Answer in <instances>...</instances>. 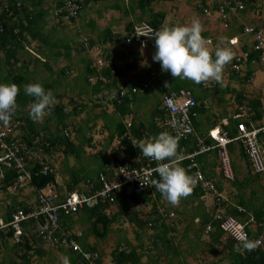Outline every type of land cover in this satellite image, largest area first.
Segmentation results:
<instances>
[{"label": "trees", "instance_id": "trees-1", "mask_svg": "<svg viewBox=\"0 0 264 264\" xmlns=\"http://www.w3.org/2000/svg\"><path fill=\"white\" fill-rule=\"evenodd\" d=\"M101 0H82L83 8H81L74 17H71L69 21H66L61 18L55 19L52 18L54 16L53 11H49L44 8L45 0H6L8 5L11 8V11L13 12V15L9 17V15L6 13L0 12V64L1 69L0 70V84H11L15 83L19 86L20 91L17 95L16 101H17V107L15 111V115L13 117H16L15 121H19L20 127L18 129H21L20 138L22 139L23 143L27 146V152L28 153H39L40 156L43 154H48L50 152H55V150L59 148H64V152L66 156L72 155L80 149L82 151V147H79L78 144H74L72 139V132L69 133V135H65L63 132L64 130H67L68 128V120L71 118V113L67 112L66 106L63 103H58L51 106L49 109H46L48 112L47 116L44 118L42 123L39 125L38 122H34L29 117V112H26L24 109L25 107H29L31 103L34 102V98L31 96H28L24 92V86L26 84H32V83H38L35 81V70H30L29 63H35L37 64H43L45 68L52 72L51 65L48 60H51L52 58L58 57L60 54L65 53L67 56L69 55L70 48L72 46L64 40V38L53 36V31L55 28L52 29V31L49 33V35L45 34L47 26L51 19H55L60 23V26L64 29L67 27V22H74L79 16H81L82 11H84L85 7L88 6L90 3H98ZM159 0H139V8L142 12V19L144 15L147 13V11L151 12L150 18L145 19L146 23H148L150 26H152L155 30H158L163 21H165L166 13L165 12H153V9L151 8L152 4ZM228 1V0H223ZM244 4L243 9L239 10L237 15L239 13L246 12L248 10V7H253L251 2H256V0H239ZM59 3L56 5V11L59 8L63 7V0H59ZM254 2V3H255ZM19 4L20 6H17ZM258 5V3H256ZM196 10L208 18H213L215 13L212 14V16H208L204 9L207 7H212L213 12H215L216 8L219 6L218 0L214 3H207L206 0H199V2H195ZM256 7L254 10V13L256 15H261V9L260 7ZM253 7V8H254ZM81 13V14H80ZM236 15V16H237ZM217 18L218 16L215 15ZM235 16V17H236ZM24 18L23 20H21ZM140 20V19H138ZM219 20V18H218ZM88 26H90V30L95 31L97 28V25L93 19L88 20ZM87 21V22H88ZM220 21V20H219ZM85 23V25L87 24ZM140 21H138L139 23ZM221 22V21H220ZM222 24V23H221ZM231 20L229 22L230 28ZM134 24L127 25V31H130V28ZM223 26V24H222ZM86 27V26H83ZM245 27L238 29V34H243L246 37H251L250 44L252 47H255V41L253 38V35L248 34L245 32ZM227 28V29H228ZM16 29H18V32H16ZM88 29V28H87ZM127 32V33H128ZM100 36L102 37V45L112 42L115 39V42H119L123 40L122 35L120 34H114L110 29H106L103 32H100ZM30 39L33 41H36V46L32 47V51L35 54H32L28 51V48L31 44ZM247 39V38H246ZM95 42L90 39H84L82 42V47H89L93 48ZM78 46H80V43L78 42ZM63 48L64 50H61ZM248 48V47H246ZM43 49V50H42ZM249 49H252L249 47ZM48 50V51H45ZM102 50V49H101ZM58 51V52H56ZM251 51V50H250ZM134 51H130V54H132ZM42 53V54H41ZM80 53H86L85 50H81ZM22 54V56H21ZM3 55V56H2ZM41 56L45 58V61H41ZM66 56V57H67ZM241 56L242 61L237 62L236 57ZM234 57V60L229 62V68L231 71H234L235 74L239 72H242L244 68H247L246 72V80L251 81V76H253V69L252 64L255 61L259 60L260 54H257L254 51H251L247 57L242 55H237ZM26 57V58H24ZM69 57V56H68ZM83 59H88L89 61L86 62L87 64L84 66V75L83 79L87 86H92V94L98 95L105 91H111L114 89H117V83L121 78H123L130 70H133L137 67V62L140 61L141 56L138 54L135 55L133 62H128L125 64H119L118 61L123 62L124 60H127L129 57L122 55L120 57H113L112 54H110L109 50L106 49V51L103 50V60L105 61V65L102 66V69L98 71V69L95 68L93 65V61L89 59L88 55L82 56ZM236 62V64L240 65L239 71H236L233 69V64ZM21 64V65H20ZM70 68V66H68ZM69 69L65 70L62 69L59 71V76L57 78V82L60 83L61 78H65L67 72ZM114 72V74L112 73ZM92 77H96V82L91 85L89 82V79ZM56 80L52 81L51 83H39L43 86L45 91L52 90L54 88ZM146 84V83H143ZM136 86L138 87L137 92H133L132 88H135V86L130 85V83H127L123 85L125 90L127 91L126 95L121 98L120 102H111L109 100H103V99H97V103L94 105L95 107L101 108L102 112L101 114L104 115L106 113L107 106L112 105L114 107L115 112L119 115V119L116 122V135L120 139L121 142V149L125 154V162L128 163L130 167H138L141 165L147 158L141 156V150L138 147H135L129 139V135L135 137L137 140L143 139L148 140L155 136H157L161 132H165L163 128L159 127L157 125V122L155 121V117H160L161 114H163L161 111H159V106L156 108V113L153 114V120L148 123H142L139 121H133L131 124V127L129 130L126 128L125 124L122 121V118H125L126 116L133 113L132 110V103L136 101L137 95L140 93V88L145 89V85L143 86ZM181 87H184V84H180L179 82H176L171 86L172 90H179ZM148 88V84L146 89ZM54 97L56 98V94L52 92ZM195 94V93H194ZM195 102L197 100H201L202 98L194 96ZM56 100V99H55ZM85 108V107H84ZM83 106L79 104H75L74 108V114H78L81 111L84 110ZM249 111H254L256 113L255 119L260 120L263 117V107L261 101L256 98L252 99L251 103L249 104ZM207 111V105L200 104L199 106H196L193 110V112L203 114ZM136 114V113H135ZM14 121V120H13ZM194 123L196 125V129H199L200 125L199 123H196L194 120ZM213 124V123H212ZM215 125V124H214ZM227 129L230 131V137L234 138L237 135L236 131V122L233 121V119L230 120L229 126ZM62 130V132H61ZM197 132V131H196ZM200 136V135H199ZM201 137V136H200ZM90 141L92 142V137H89ZM114 139V136H111V141ZM147 142V141H146ZM178 147H177V153L181 152L182 148H185L186 152H194V150L198 149L197 141L195 136L188 137L185 141H179ZM206 144L212 145L213 142L211 139L206 140ZM232 145V144H231ZM79 147V148H78ZM104 153V152H103ZM245 158L247 157L246 152ZM105 154V153H104ZM1 155V151H0ZM80 157L81 153L78 154ZM43 157H45L43 155ZM118 159V158H117ZM248 160V157H247ZM97 163L101 165L100 169L93 173L90 172L88 176L83 175V172L80 173V171L76 167H69V165L66 166L67 172L63 174L59 173L64 179H65V185L67 186V193H70L72 191H79V192H85L87 195L95 194V192H98L100 189H102V179L101 175L106 176V170L105 169V163L107 162L106 157L104 155L97 156L96 159ZM167 161V160H166ZM27 166L26 168L31 171L32 173V182L29 187H31L33 190L32 192L35 193V190L39 188H43L47 184H54L57 186L56 183V174L52 170V172H49L47 175H43V166L38 164V157H34L32 160H28L26 158ZM124 162V161H122ZM124 162V163H125ZM249 162V160L247 161ZM6 164H2L1 167V173H4L3 178L0 177V184L2 185V188L6 190L10 184L13 183L15 180V177L17 176V172L9 168L8 166H5ZM66 165V164H65ZM104 172V173H102ZM108 173V172H107ZM208 177L211 176L209 172H204ZM110 179H112L110 177ZM84 182V188L81 190H76L80 187V185ZM58 187V186H57ZM62 191V190H61ZM200 191V190H199ZM198 196L203 195L198 192ZM158 194H160L158 191L154 189L143 192L139 195L134 194L131 196H127L125 194V189L122 188L118 191H114L112 193L114 203H116L117 212L109 215H106L104 212L106 209L110 207L112 203L109 202H101L98 201L96 205L93 207L85 206L82 208L79 212L71 214V215H64L61 213L59 215V224H60V231L58 232V235H65L68 238L74 239L77 244L79 245L80 249L84 252L89 251H97L95 246L90 245L88 243V237L93 236L96 239H105L108 233L111 230V227L113 224H116V222H124V218L128 219L131 223L135 224L138 228H143L148 225H150L151 229L154 231L153 240L151 243L150 250H157L159 249H166L167 246L171 244V241L166 237V234L169 230L174 231V228L171 227V225L166 222L167 214L165 212H161L159 207V201L157 202ZM156 196V198L154 197ZM135 202V203H148L151 202L153 204V207L151 208L150 213L146 216V218H143L142 215L138 214V212L134 211L132 214H128L126 211L125 204H128L127 202ZM23 208L27 210L26 204L20 203L17 206H13L11 210H8V212L4 215V221L9 222L12 214L16 209ZM254 216V219L256 223L262 224L264 223V207L254 208L251 210ZM227 214H231L234 217H243L244 213L240 212L239 210H234V212L227 211ZM243 214V215H242ZM123 216V218L120 219V217ZM80 219L82 222H88V229L86 232L77 233L74 229V220ZM212 224L213 230L209 233V239L211 241H215L216 243H220L223 237V232L219 229V225L217 222H214L212 220V216L205 213L203 216H201L200 220V231L199 232H205L206 227ZM28 225H35V222H30ZM249 233V232H248ZM5 232L0 231V237H5ZM8 237L11 236V233H7ZM250 240L254 241V239L257 238L255 234L249 233ZM22 243L20 241L19 244H17V247L20 248L24 253H30L31 251H34L37 255H42L44 250L41 248H36V245L41 242L42 240L38 238L37 235L32 234L30 236L23 235L22 237ZM43 242V241H42ZM127 247H130L129 251L126 249H122L121 243H118L117 247L112 252V259L114 264H142V258L144 257V253L141 252L140 248L138 247H131L129 246V243H126ZM162 247V248H161ZM171 247V246H170ZM224 247L227 249V262L229 264H264V247H256L252 251L246 250L242 245L238 246V243L231 238H227L224 241ZM144 249V248H143ZM174 249V248H173ZM172 249V250H173ZM63 255L68 259V264H89V262L84 259L83 255L79 251H74L72 248L64 247L60 249ZM175 254L177 252L174 250ZM46 254V252H45ZM166 256V254H163ZM173 259V258H172ZM171 259V260H172ZM26 262L29 263L30 261L26 258ZM102 260L101 257L98 256V259L96 260L97 264H101Z\"/></svg>", "mask_w": 264, "mask_h": 264}, {"label": "crops", "instance_id": "crops-1", "mask_svg": "<svg viewBox=\"0 0 264 264\" xmlns=\"http://www.w3.org/2000/svg\"><path fill=\"white\" fill-rule=\"evenodd\" d=\"M46 1L47 0H45L44 8L51 12V10L46 5ZM58 1L59 0H55V3L58 4L59 3ZM159 1H161V0H159ZM159 1H156V2H159ZM104 2H106V1L101 0L98 3L92 2L90 4L95 5V4H100V3L102 4ZM195 2H199V0H193V2H192L193 6H196ZM254 2H251L252 6L253 7L254 6L260 7V9H261L260 14L261 15H256L254 13V10L256 7H254V8L248 7V10L246 12L239 13L237 16L236 15L231 16V24H230V28H228V29H226L224 26H222L221 22L218 20V18L216 16H214L213 18H215L216 22L218 23L217 27L216 28H209V30H207L206 28L203 29L201 35L208 42L207 47L209 48L210 52L213 54V59H215L214 52H215V49L217 47L229 48L233 53V59L232 60H234V56L236 54H240V51H242L244 49H248L251 46V44H250L251 37H249V36L246 37L242 33L238 34L239 28H242L243 26H251V27L255 28L256 30H263L264 31V2L261 0H256V2L255 3ZM256 3H258V5ZM90 4H88V6ZM138 6H139V0L137 1L136 7L130 6V9L134 10V8L135 9L139 8ZM123 7H124V5L122 2H120V0L117 1V3L115 2L113 5H104L105 11L107 9L120 10ZM181 15H183V14H181ZM106 16L110 17V13L105 15V17ZM181 17H183V16H180L178 18H181ZM23 19L24 18H22L21 20H23ZM79 19H80V16L73 22L72 27L79 29V28H83V26H86V25H83L82 23L76 24V22ZM209 19L210 18L206 17L205 22L208 21ZM53 20H54L55 24L58 23L57 28H62L60 26V23L57 20H55V19H53ZM120 21H122V20H120ZM139 21H146V20L143 19V20H139ZM180 21L181 22L186 21V19H180ZM137 22H138L137 19L131 18L130 20L124 22V26L122 28H120L118 25L113 26L112 24L104 26L101 28V25H98L99 22H95L97 25V28L95 29V31H93L94 33H92V30H91L92 37H91V35L89 36V35H86V34L84 35V34L80 33L79 36L81 37V39H80V41H78L80 43V46H78V44L75 45L76 48H74L72 46V48H70V52L68 55L69 57L65 53H62L57 57V59L55 61H59L61 58H63L64 62L66 61V63H68V66H70V64H72L74 66L78 65V64L85 66L87 64L86 62H88L89 60L83 59L81 57V55L82 56L88 55V57H90L89 59H91L92 57L94 58V56L96 55V53H93L90 50L91 49V48H89L90 46L85 47V48L82 47L83 40L84 39H90V40H93L95 42L92 49L99 48V49H102L104 51H106V49H107V50H109L110 54H112L113 57L116 58V57H120L122 55H125V56H128L129 58H131L132 59L131 62H133L135 55L139 53V55L141 56L143 49L145 50L146 46L142 48V44L146 45L148 43H151V41L153 39L146 44L145 43L138 44V45L135 44L136 46H132V45L128 46L124 43H117L116 44L113 42L102 45V37L100 36V32L101 31L103 32L106 29H110L114 34H120L122 36H125L128 32L127 31V25L135 24ZM108 23H110V22H108ZM201 24L204 25L205 23H201ZM159 29H161V27ZM47 30H48V32H47ZM49 33H50V28H47L45 34L49 35ZM53 36H57V35L53 34ZM61 38H63V37L61 36ZM233 38H238L239 45H237V46L229 45V41ZM221 40H223L224 42L221 43ZM30 41H31V44L29 47H27L28 51L31 52L32 54H35L32 51V47L36 46V41H33L32 39H30ZM246 47H248V48H246ZM83 49L85 50L86 53H80L81 50H83ZM131 50L134 51L132 54H130ZM45 51H48V50H45ZM56 52H58V51H56ZM24 58H26V57H24ZM40 58H41V61L44 62L45 58L43 56H41ZM54 59L55 58H52L51 60H54ZM141 59L139 61L140 63L137 62V67L133 70H130L117 83L118 87L123 86L127 83H130V85L135 86V87L140 86L143 83L148 84L147 89L145 88V89L140 90V93L137 95L136 101L133 102L132 106H131L133 113L130 115L133 117V121H137L138 123H139V121L142 123H146V122L148 123L149 121L151 122V120H153L152 116H153V114L156 113V108H158L157 106H159V108H160L161 97H159V96L162 95L163 93H165L167 90H172L171 86L173 84H175L176 82H179L180 84H184V87H181L179 90H186V91L190 92L191 95L193 96V98H194V96L202 98L201 100H197L196 102H198L200 104H204L205 106L207 105V111L203 114L197 113V117L194 119L196 123H199V125H200L199 129H196V125L193 121V127L195 130V133H194V135H191V136H195L196 141H197V138L201 139L202 137L205 138L206 140H208L209 139L208 138V132L212 127H215V126H218L219 124H221L223 119L231 120L233 117V113L236 114V112H238L237 107L244 106V107L250 109L249 104L251 103L252 99H256L258 97V96H256V97L246 99L245 92L242 89L239 90V88L235 87L236 83H242V82H246V84L248 83V80H246L247 68H244L245 72H243V74L241 72H239V74L238 73L235 74L234 71L230 70L229 63H228L223 68L221 80L219 82H217L215 80H209V81L201 83V84H196V83L192 82L191 80H187V79H183V80L177 79V80H175V82H173L172 80H169L166 78L170 74V72H162L161 66H160V68H158L156 70L157 71V77L151 78L150 76H152V74H155L154 71L152 70V68L146 69V72L143 76H148L150 78L149 80H147L146 78L141 77L139 79V78H137L138 76L137 77L135 76L136 74H140L141 69L139 68V65L142 64V62H143V60H141ZM118 63L121 64L122 62L118 61ZM29 66H30V70H35V74L39 70L46 69L42 63L37 64V65H35V63H29ZM38 66L41 68L39 69ZM252 69H253V67H252ZM225 71H226L227 75H224ZM83 81H84V79H83ZM237 81H239V82H237ZM47 82H48V80L43 79V81H40L38 83H47ZM165 82H167V84H168L167 87H165ZM224 83H226V86H223ZM249 83L248 84L251 86L252 90L255 93L257 91V88H255L251 82H249ZM60 84L61 83H58L56 80L54 86L57 87ZM151 84L155 86L154 89L151 88V86H152ZM85 87H86V89L83 88L84 89L83 91L88 92V90H89V93H92V89H93L92 86H87L85 83ZM211 90H213V92ZM176 91H178V90H176ZM54 93L56 94V96L58 95L57 91H54ZM227 93H230V94L227 95ZM91 95H93V94H91ZM217 98H219L220 101H225L226 103H229V101L232 99L233 100L232 104H231L232 106L230 105L231 107H228L229 105L228 106L224 105L222 108L219 109V112L216 111L215 114L211 113L208 109V107L210 106L209 101L210 100L214 101V99H217ZM259 100L261 101V99H259ZM261 103H262V101H261ZM234 104H235V107H234ZM147 106L149 107L146 110L147 112H149L148 120L147 121L146 120H138L137 114H135L136 111L134 110V108L135 107L136 108H138V107L143 108V107H147ZM84 107L85 106H83V108ZM24 110L26 112H29V107L26 106ZM105 111H106V113L104 115L97 114L98 117L99 116L102 117L101 118L102 121L98 122L100 129L102 128L100 133L105 134V136L108 139V141L106 143L107 147L104 148L103 150H101L100 152H106L107 162L105 163V169H107L106 171L108 172V173L106 172V176L108 178L111 177V178L115 179V178H118V176H119V170L124 165H126L128 163L125 162L124 152L122 151V149L119 148L121 145V142H120V139L117 137L116 130H115L116 122L119 119V115L115 112L114 107H113V111L110 113H107V110H105ZM250 112L253 113V124H254V126L255 127L263 126L264 125V123H263L264 109H263V117L260 120L255 119L256 113L254 111L251 110ZM80 113H78V114H80ZM78 114H76L75 116H77ZM220 115H223V116H220ZM122 121L124 123L123 118H122ZM67 129L72 130V139L71 140L73 141V143L75 145L78 144L79 142H81L78 146L82 147V151H80V149H78V151L76 153L71 155V159H69L65 155L64 148H59V147L55 150V152L53 151V152H50L48 154H44L45 158L46 157L47 158H53V162H55L54 165L51 166V169L53 170V168H54L53 171L56 174V183L57 184H61L62 181L60 179H63V177L58 173V167L61 166L62 164L63 165L66 164V166L69 165L67 163V160H72V159L77 160L78 165H79L78 167H77V165L74 166L73 164H71L72 166L69 165V167H76L80 171V173L83 172V175H85V176H88V174L90 172H93V173L97 172L101 167L100 163L99 164L96 163L97 156L95 155V153H93V152L90 153L88 150V148H94L95 147L93 142H91L90 139H87V143H85L84 141L77 142V140H75L77 137V133L82 132V131H80L79 128L76 129V131H75V130H73V128H69V126ZM169 134L171 135V132ZM111 136H114V139L112 141L110 140ZM185 140L180 139V141H185ZM206 140H205V144H206ZM114 142L117 143L116 149H117L118 154H122V156H120V158H118V159H117V157L112 156V154L114 152L108 153V149L110 148V145L115 144ZM197 145L199 146L198 141H197ZM206 145H208V144H206ZM208 146H210V145H208ZM183 150L186 151L185 148H183ZM228 150L230 152L232 168H233L234 173H235V182H228L226 180L223 181V178L221 177L222 181H219L216 183V181L213 179V176H212L213 171L219 173V169H220L219 168L220 167L219 166V156H218L219 152L217 149H213L210 152L198 155L196 157V161L198 163V168L203 173L209 172L211 174V176L208 177L204 173V175L207 179H211L216 183L217 191L221 196L222 208L226 214L228 213L227 211L234 212V210H239L240 212L244 213V215L242 214L243 217H241L243 220L247 219L248 217H252L253 220L255 221L253 213L251 210L254 208L264 207V202L258 206L255 203H253L252 201H250L248 198L250 196L255 197L257 195V191H258L257 185H259L261 187V189L264 190V179H263V176H261L264 173L258 175L253 171V169L251 168V163L247 162L248 161L247 157L245 158V153H244L245 147L244 146L241 145L240 147H235L234 144H232V145H229ZM79 153H81L82 157H80L78 155ZM188 153H190V152H188ZM61 154H63V159L59 158V159L54 160L55 156L61 157ZM84 155H86L88 157L83 158ZM178 155H179V157H181L180 153H178ZM233 155H234L235 160H233V158H232ZM112 161L114 162V164ZM122 161H124L125 163ZM61 162H62V164H61ZM166 162H168V161H166ZM179 164L184 169L187 165L186 162H181ZM66 172H67V169H66ZM102 173H104V172H102ZM57 174L59 175V177L57 176ZM187 174L189 175L188 172H187ZM247 187L248 188L251 187L249 192L246 189ZM83 188H84V182L76 190H81ZM65 189H66V191H61L62 190L61 188H57V190L61 194H63V193L66 194L68 192L67 186H65ZM199 190L200 189L193 187V191H192L191 195L188 196L189 200L191 199L190 202L193 204H192V207L186 211V215L188 216V218L184 222L185 229L182 232H180V229L177 227H175V228L173 227L174 231L169 230L168 233L166 234V237L171 241V244L169 246H167L166 249L161 247L162 249H159V251H157L158 256H161L163 254L167 255L166 259H168V260L164 264H229L227 262V257H226L227 249L224 247L223 238L221 239L222 241L220 243H216L215 241H211V239H209V234H206L205 232L203 233L202 231L199 232L200 231L201 216H203L205 213H207L213 217L215 212H216L215 207H214L213 213H211V211H210L211 206L209 204L210 203L214 204L213 197L210 194H206V192H204L203 190H200V191ZM26 192H27V194L23 195V197H20V196L19 197L20 198L28 197L29 191H26ZM198 192H200V194H203V195L198 196L197 195V194H199ZM154 197L156 198V196H154ZM188 197L187 198H181V201H180L181 203H179L178 206H173V205L168 203L167 208H164L165 206L162 204V196H161V194H158L157 202L160 200L159 201V207L161 209L160 211L165 212L167 214L166 222H167L168 218H171L170 217L171 215H172V218L174 217V215H175L174 212H177V210L180 208L182 203L185 202V204L183 205L184 207L189 204V203L188 204L186 203V202H188ZM17 199L18 198H16V197H8L7 198L8 201H16ZM113 201H114V199L112 201L108 200V199L101 201V202L112 203L110 205V207L108 209H106V211L104 212L106 215L110 216L111 214L115 213V211H113V209L114 208L116 209L117 207L115 205L116 203H114ZM127 203L129 205H131V203H135V202L129 201ZM151 207H153L152 203H151ZM150 211L145 212V214L147 215L148 213H150ZM229 215H231V214H229ZM0 217H3V216H0ZM75 220H77V218ZM78 220L80 223L82 222V221H80V219H78ZM86 223L88 224V222H86ZM74 229L76 230L77 233H82V231H79L76 228L75 224H74ZM111 231H112V227H111V230L108 233V235L111 233ZM250 232H251V234H253V235L255 234V236H257V229L255 228V226L249 227V233ZM187 234L190 235V238L187 236ZM108 235L106 236L105 239H98V240H101V241L106 240ZM129 246L135 247V246H132L130 243H129ZM122 249H124V250L127 249L129 251V249H131V248L127 247L126 244H123ZM174 250L177 252V254H175ZM93 253H95L101 257L103 264L104 263L110 264L111 262H114L112 259V256L111 257H104L103 254H101L100 251H98V249L95 252L93 251ZM43 255H45V252L42 255H38V256L42 257Z\"/></svg>", "mask_w": 264, "mask_h": 264}, {"label": "built area", "instance_id": "built-area-1", "mask_svg": "<svg viewBox=\"0 0 264 264\" xmlns=\"http://www.w3.org/2000/svg\"><path fill=\"white\" fill-rule=\"evenodd\" d=\"M207 3H214L217 0H206ZM219 6L213 12L212 7L204 9L208 16H212L213 13L218 16L219 20L224 27H229L231 16L237 15L239 10L243 9L244 4L239 0H218ZM63 7L55 11V15L59 20L63 17L64 20L69 21L71 17H74L82 7L80 3L82 0H63ZM17 6H20L17 4ZM0 12L7 13L12 16V11L6 0H0ZM155 30L148 23L142 22L133 26L132 32L126 39L127 43L131 42H146L154 37L138 36L141 34L151 35ZM245 32L253 35L255 47L254 52H259V62L264 65V31L256 30L251 26L245 27ZM232 43H236L237 39H232ZM251 53L247 50L244 56L247 57ZM236 61L239 63L242 61L241 56L236 57ZM102 61H100L101 63ZM233 69L239 71L240 65L233 64ZM145 88L147 85L145 84ZM133 92L137 91V88H132ZM126 90H121L119 94H111L110 99L112 101H119L126 95ZM196 102L190 92L186 90H180L179 92H172L170 94L163 95V108L170 114V117L162 121V126L168 127L178 134L180 138L186 139L188 136L194 135V128L192 122V109L195 107ZM245 117V122H240L237 126L238 135L234 139L229 137L228 131L216 129L215 132H211L212 137L216 141L213 146H206L203 140L197 138L200 150L194 154L185 156L183 159H189L191 164L187 166L188 170H193L197 167L194 162V158L197 154L208 152L212 149H218V156L220 162V170L223 178L228 182L235 181V174L232 169L230 152L228 150L229 145L234 141H241L245 144L247 156L250 159L251 168L256 174L264 173V125L261 127H255L253 124V113L247 112L244 108H240V113L235 115V119L242 120ZM19 121H10L8 125H4L0 122V172L2 164H6L9 168L14 169L17 172V176L13 183L9 186V192L12 194L25 190L32 182V173L26 168L27 161L32 160L35 154L27 152V146L23 141L17 138L18 128L20 127ZM130 126V124H128ZM260 149L262 151H260ZM179 160V161H181ZM155 163V164H154ZM163 163H166L163 161ZM38 164L43 165V175H47L51 169L45 165L42 159H38ZM157 163L154 160L148 159L142 163L139 167L125 166L120 170L119 178H108L101 175L102 189L95 194L87 195L85 192L72 191L61 195L54 184L50 183L36 190L37 193V207H31L29 212L24 209H18L14 212L11 219L7 223L0 221V231L13 230L16 236V241H19L21 235L22 224L34 220L40 234L43 236L46 242L52 247H69L74 251L82 253L84 259L89 264H96L93 256L97 257V254L90 252H84L80 249L79 245L74 239L68 238L65 235L56 236V232L60 231L59 215L63 213L68 216L79 212L85 206L93 207L100 200H113L112 193L122 188L125 189V194L129 197L134 194H141L148 191L153 187L144 186L141 187V182L148 184L153 179H159L158 174L154 172ZM198 169V168H197ZM135 173L129 178L127 175ZM192 176L197 177L196 185L205 191L211 192L216 197L217 202L221 200L220 194L216 190V186L213 180H207L201 171L196 170ZM141 180V181H140ZM216 220L220 222V228L225 233V237H230L236 242L248 240L249 237L246 232V224H242L233 217H225L222 212L216 216ZM263 233L254 241L256 247L264 245V224L261 225ZM207 231H211V226L207 227Z\"/></svg>", "mask_w": 264, "mask_h": 264}, {"label": "rangeland", "instance_id": "rangeland-1", "mask_svg": "<svg viewBox=\"0 0 264 264\" xmlns=\"http://www.w3.org/2000/svg\"><path fill=\"white\" fill-rule=\"evenodd\" d=\"M105 1L106 2L102 4L101 3L95 4V5L90 4L89 6L85 7L84 11H82L80 19L76 22V24L82 23L83 25H85V23L89 19H93L95 22H99L98 25H101V28L104 26L110 25V24H112L113 26L118 25L120 28H122L124 26V22L130 20L131 18L137 19V20L142 19L141 17L142 13L140 11V8H136V9L134 8V10L130 9V6L136 7L138 0H120V2H122L124 5L122 9L120 10L107 9L106 11L104 9V5H113L115 2L117 3V1L119 0H105ZM261 1L264 2V0H261ZM192 2L193 0H161L159 2L153 3L151 8L153 9V12H165L166 13V18H165V21H163L161 28L190 25L192 20L194 19H198L201 23H205L204 25H202L203 29L206 28L207 30H209V28H216L218 23L216 22L215 18H211L205 22L206 17L200 14L196 10L197 6H193ZM56 4L57 3H55V0L46 1V5L51 11L54 10V7ZM109 13H110V17L108 16L105 17V15ZM150 15H151V12L147 11L143 19H149ZM180 16H183V17L178 18ZM52 18L54 17L52 16ZM180 19H186V21L181 22ZM88 23L89 21L87 22L86 27L77 29L75 27H72L73 25L72 22H67V27L66 29H64V28H57L58 23L55 24L54 20L52 19L49 22V25L47 26V28H50V32L52 31L53 28H55L53 31V34L57 35L58 37L62 36L66 42H68L71 46L76 48L75 45H77L78 41H80L81 39V37L79 36L80 33L84 35L86 34L89 36L91 35V30H90L91 28L90 26H88ZM92 33L94 32L92 31ZM152 41L151 43L146 44L145 50L143 49L142 51L141 60H143V62L146 61L147 64L150 66L144 67L142 66V64L139 65V68L141 69L140 71L141 75L140 74L135 75L136 77L138 76L137 78L139 79L141 77L146 78L147 80L150 79L148 76H143L147 68H152V70L155 73V74H152V76H150L151 78L157 77L156 70L160 68L161 66L159 62H155L152 59L156 51L155 40L153 42ZM61 50H64V49L61 48ZM256 53L260 54L259 52H256ZM56 59L57 57L54 60H48L49 63L51 64V68L53 69L52 70L53 74L46 69L39 70L34 75L35 81L40 82V81H43L44 79V80H48L47 83H51L52 81L57 80L59 76L58 75L59 71H61L62 69H65V70L69 69V71L66 74V77L60 79L61 84L57 87L52 88L51 90V92H54V91L58 92V96L55 98L56 99L55 102L56 104L63 103L66 106V110L72 114L71 118H69L68 120L69 128H73V130L75 131L76 129L79 128V130L82 131V132L77 133V137L75 140H77V142L84 141L85 143H87V139L89 137H92V142L95 145V147L88 148L89 152L95 153L96 156H100L102 154L106 157V152H104L105 154L103 152H100L101 150L107 147L106 143L108 141L105 134L100 133L102 128L100 129L98 125V122L102 121L101 119L102 117L100 116L98 117L97 114H101L102 109L94 106L97 103V98H95L94 95H91L92 93H89V90L88 92L83 91L84 89H86L85 83L83 81V75H84V70H85L84 66L80 64L75 65V66L70 64V68H69L68 63H66V61L64 62L63 58H61L59 61H55ZM131 60H132L131 58L124 60L121 64L123 65L128 62L130 63ZM252 67H253V76H251L252 78H251V81L249 82H251L252 85H254V87L257 88V91L254 93L251 86L249 85L250 84L249 82H248L249 84L248 83L246 84V82L236 83L235 87L239 88V90L242 89L245 92L246 99L258 96L257 98L261 99L262 107L264 109V65L260 64L257 61L254 64H252ZM40 68L41 67H39V69ZM0 70H2L1 64H0ZM243 72L245 71L243 70L241 73L243 74ZM170 74L166 77L167 79L172 80L173 82L179 79V78L174 79ZM224 75H227L226 71L224 72ZM223 86H226V83H224ZM151 88L154 89L155 86L152 85ZM211 91L213 92V90ZM229 94L230 93H227V95ZM162 95H160L159 97H162ZM219 98L214 99V101L212 100L209 101L210 106L208 107V109L211 113L215 114L216 111L219 112V109L222 108L224 105L225 106L229 105L228 107L232 106L231 105L233 101L232 99L229 101V103H226L225 101H220ZM76 103L81 106H85L84 110L77 116H75L74 114V107ZM234 107H235V104H234ZM147 108L149 107L147 106L143 108L142 107L134 108V110L136 111L138 120H146V121L148 120L149 112L146 111ZM106 110H107V113L112 112L113 106L108 105ZM220 116H223V115H220ZM125 120L127 121V123L133 122V117H129L128 119H125ZM41 123L42 122H38L39 125ZM263 123H264V119H263ZM114 143L115 144L110 145V148L108 149V153L114 152L112 156L120 158L122 154H118L117 149H116L117 143L116 142ZM234 146L240 147L241 143L237 142L234 144ZM262 150L264 151V147H262ZM262 150L260 149V151ZM37 154L40 155L39 153ZM200 154H203V153H200ZM43 155L41 157L44 159L45 164L49 166H53L55 163L53 162V158H47V157L45 158L43 157ZM67 157L71 159V155ZM87 157L88 156L84 155L83 158H87ZM59 158L63 159V154H61V157L55 156L54 160L59 159ZM232 158L233 160H235L234 155ZM67 163L69 165L73 164L74 166L76 165L77 167L79 166L78 161L74 159L67 160ZM65 170H66L65 164L64 165L62 164L61 166L58 167V173L63 174ZM219 173L213 171V174H212L213 179L216 181V183L219 181H222L221 179L222 175H221L220 169H219ZM57 176L59 177L58 174ZM261 176H263V179H264V174ZM60 180L62 182L61 184H57L58 186L57 188H61L62 191H66L65 179L63 178ZM246 189L249 192L251 187L250 188L247 187ZM257 190H258L257 195L255 197L250 196L248 199L259 206L264 202V190H262L259 185H257ZM26 191H29L28 197L20 198V197H23V195L27 194ZM63 195H66V194L63 193ZM8 197H16L18 199L16 201H8L7 200ZM35 199L36 197L33 194L29 186L25 189V191H20L18 193L12 194L4 190L2 188V185L0 184V216H4L8 212V210H11L13 206H17L20 203L26 204L29 207L35 206L36 205ZM190 200L188 197V202L186 203L187 204L189 203V204L184 207L183 205L185 204V202L182 203V205L177 210V212H174L175 214L174 217L167 219V222L172 227L179 228L180 232H182L185 229L184 222L188 218V216L186 215V211L189 210L193 204L190 202ZM213 202L217 206V203L214 199H213ZM162 204L165 206L164 208H167L168 202L164 200L163 198H162ZM214 204L213 203L209 204L211 206L210 207L211 213L214 212V207H215ZM125 207H127L126 211L128 214L131 215L132 212L136 211L138 212V214L142 215L143 218H146V216L144 215L145 212H149L152 208L151 202H148L146 204L145 203H131V205L125 204ZM116 209L114 208L113 211L117 212ZM121 218H123V216H121L120 219ZM74 224L79 231L86 232L88 229L87 228L88 224L86 222L80 223L78 219L74 220ZM153 235H154V231L151 229L150 225L143 227V228H138L135 224L131 223L127 218L126 219L124 218L123 223L116 222V224L112 225V231L108 235L106 240L101 241V240L94 238L93 236H89L88 243L90 245L95 246L98 249V251H100V253L103 254L104 257H111L113 250L116 248L119 242L122 243L121 245L126 244V242H129L132 246H135L138 248L140 247L141 252L144 253V257L142 258V264H164L168 260L166 259V256L164 255L158 256L157 250L156 251L150 250L151 243L153 240ZM187 236L190 238V235L187 234ZM36 248H41L42 250H44L43 252H46V254L43 255L42 257H39L35 253L30 254L31 252L27 253V255L23 254L22 251L18 247L15 246L11 237H8V234L6 232L4 238L0 237V264H60L63 262L65 258V256L63 255L60 249H52L46 243L42 241L36 245ZM28 254H30V256ZM25 257L30 261L29 263L26 262Z\"/></svg>", "mask_w": 264, "mask_h": 264}, {"label": "clouds", "instance_id": "clouds-1", "mask_svg": "<svg viewBox=\"0 0 264 264\" xmlns=\"http://www.w3.org/2000/svg\"><path fill=\"white\" fill-rule=\"evenodd\" d=\"M55 11H56V6L54 7V10H53L54 14H55ZM12 15H13V12H12ZM9 17H11V16H9ZM53 17L55 19H57L56 15H54ZM142 22L146 23V21H140L139 23H142ZM139 23L137 22L135 24H139ZM133 26L130 28V31L123 37V40H121L119 42H117V41L115 42V39H114L112 42L116 43V44L117 43H124L128 46H131V45L136 46L135 44H137V45L142 44V42H136V41L131 42V43L126 42V39L129 37V35L132 32ZM202 31H203V27H202L201 22L198 19H194V20H192L190 25L163 27V28L158 29V30H153L151 35L141 34L138 36H147L150 38L154 37L153 39L155 40L156 51H155L152 59H153V61L160 63L162 72H170L171 76L174 79H177V78H179L181 80L187 79V80H191L192 82H194L196 84H201V83L207 82L209 80H215V81L219 82L221 80V75H222V71H223L224 66L226 64H228L233 59V53L227 47H223V48L217 47L215 49V52H214L215 59H213V54L210 52L209 48L207 47L208 42L201 35ZM16 32H18V29H16ZM233 39H237V42L232 43L231 42L232 39H231L229 41V45H231V46L239 45L238 38H233ZM151 40L152 39H150L149 41H146L144 43L146 44V43L150 42ZM223 42L224 41L221 40V43H223ZM145 46L146 45L142 44V48ZM250 47L252 49H249V48L244 49V50L240 51V54H236L235 56L242 55V54L244 55V53L247 50L254 51L253 47L252 46H250ZM90 50L93 53H96L94 58L92 57L91 60L93 61V65L95 66V68L98 69V71H100L102 69V66L105 65V61L103 60V57H102L103 50H101L99 48L90 49ZM100 61H102V62L100 63ZM258 62H259V60H258ZM142 66L148 67L150 65H148L147 62L145 61V62H142ZM112 73L114 74V72H112ZM89 82L91 84H94L96 82V77L90 78ZM144 85L145 84H143V86ZM167 86H168V84H167V82H165V87H167ZM135 88H137V90H138V87H135ZM140 89H142V88H140ZM121 90H125V88L123 86H120L117 89H114L111 91H105V92H102L98 95L94 94V97L99 99V100L103 99V100H109L111 102H120L121 98H119V101H112L110 99V95L111 94H119V92ZM19 91H20V88L15 83L0 84V122H2L4 125H8L10 123V121H13V120L15 121V119H16V117H13V116L15 115V111H16V107H17L16 98H17ZM179 91L180 90H178V91L167 90L165 93H163V95L164 94H170L172 92H179ZM24 92L26 95L34 98V102L29 105V117L34 122H42L43 119L45 118V116L48 114L46 109H49L51 106H53L55 104V97H54L53 93L51 92V90H48L46 92L45 89L43 88V86L39 83L26 84L24 86ZM163 95L161 97V104H160V108H159V111H161L163 114H161L160 117H158V116L155 117L154 119L157 122V125L159 127L163 128L165 132H161L157 136H155L151 139L145 140L147 142H145L143 139L137 140L135 137L130 136V135H129V139H130V141H132L131 143L135 147H138L141 150V156L147 158L146 160L151 159L157 163V167H155L154 172L158 174L159 179H153L148 184L141 182V187H144V186L153 187L149 190H152L155 188V190L158 191L161 194L162 198L164 200H166L169 204H171L173 206H178L180 201H181V198H187L189 195H191V193L193 191V187H196L200 190H203L202 188H200L199 186L196 185L197 177L192 176V174L196 170H199L198 163L196 161V157L200 154H197L194 158V162L196 163L197 167L194 168L193 170L187 169V166L191 164V161L189 159L181 160L187 155L194 154V153L198 152L200 149V146H198L197 150H195L194 152H190V153L184 151L182 148L181 152H180L181 157H179V155L177 153V147H178L177 142H179L180 139H182V140H185V139L180 138L178 136V134L174 133V131L172 129L162 126V121L164 119H167L170 117V114L163 108ZM199 105H200V103L196 102L195 107L199 106ZM194 108L192 109V115H194V116H192V122L197 117V113L193 112ZM240 108H244L247 112H250L248 108H246L244 106H240V107H238V112H236V114L233 115L232 119L234 122H236L237 135H238V128H237L238 124L242 121L245 122V117L242 120L235 119V115L240 113ZM129 117H132V116L128 115L125 118H123L125 126L128 130L131 127V124L133 123V122L127 123V121L125 119H128ZM229 123H230L229 119H223L221 124H219L218 126L212 127L209 130L208 138L211 139L213 142V144L210 146H213L216 144V141L214 140V138L211 135V132L214 133L216 129L228 131L229 137H230V131L227 129V127L229 126ZM128 124H130V126ZM17 130H18L17 138H19L22 141V139L20 138L21 129H17ZM63 132L65 133V135L67 137V135H69V133L72 132V130L67 129V130H64ZM170 132H171V135L169 134ZM194 132H195V130H194ZM237 135L235 137H237ZM188 137H190V136H188ZM234 138H231V139H234ZM201 139L203 140L204 145H206L205 144L206 139L203 137ZM237 142H240L241 145L245 147V144L241 141H234L231 144H235ZM206 146H208V145H206ZM262 147H264V146H262ZM215 149H217V148H215ZM210 151H208V152H210ZM245 151H246V147H245ZM33 153L35 154L36 157H38V159H42L44 161V159L40 155H38L35 152H33ZM204 153H207V152H204ZM246 154H247V152H246ZM166 160L168 162H166ZM179 160H181V161H179ZM248 160L250 162L249 157H248ZM163 161L166 163H163ZM181 162L187 163L185 169L180 166L179 163H181ZM47 166H49V165H47ZM125 166H129V165L126 164L122 168H124ZM219 166H220V162H219ZM49 167L51 169V166H49ZM132 168H135V167H132ZM120 170H119V174H120ZM50 172H52V169ZM187 172L189 173V175L187 174ZM220 172H221V170H220ZM133 174L135 176H137L135 173L129 174L127 176L129 178H131ZM202 174L204 175L203 172H202ZM258 175H260V174H258ZM3 176H4V173L2 174L0 172V177L3 178ZM118 178H119V176H118ZM207 180H211V179H207ZM9 186L6 189V191H8V193H10L9 192ZM215 186H216V190H217L216 183H215ZM55 187L57 189V186H55ZM31 190H33V189L31 188ZM22 191H25V190H22ZM203 191L206 192V194H210L217 203V206H216V204H214L216 212H215L214 216L212 217V220L214 222L218 223L220 230H221L220 222H218L216 220V216L218 214H221V212H222V214L225 217L230 216V217H233L234 219H236L237 221H239L240 223L246 224V232L248 234L249 240H250V236H249L248 232H249L250 226H255V228L257 229V238L261 233H263L261 225L264 223L258 225L253 220L252 217H249V218L243 220L241 217H234L232 215L226 214L222 208L221 200L219 202H217L216 197L214 196L213 193L205 191V190H203ZM33 194L35 195V197H37L36 190H35V193H33ZM61 195H63V194H61ZM35 201H36V205L32 206V207L38 206L37 199H35ZM26 207H27V210H25V209L24 210L26 212H29L31 207H29L28 205H26ZM19 209H23V208H19ZM17 210L18 209H16V211ZM14 212H13V214H14ZM3 217H0V221L3 223H7L6 221H4ZM170 217L172 218V215ZM30 222H35V221L29 220V221L22 224L21 235L19 236L20 237L19 241H16V236H15V233L12 229L11 230L7 229V231L6 230L4 231L5 233L6 232L11 233L10 237L13 240L14 244H16L15 245L16 247H17V244L20 243V241H21V243L23 242L22 241L23 235L30 236L32 234H35L44 243H46L50 248H52V249H61L62 248V246L57 247V248L52 247L48 242L45 241L43 236L40 234L39 229H38L39 226L36 225L37 223H35V225H28ZM208 226H211V231H212L213 230L212 224H209ZM207 227H206L205 233L209 234L211 231L208 232ZM58 232L59 231L56 232V236H59ZM223 234L224 235L222 238L224 241H225V239L230 238V237H225L224 232H223ZM256 239H254V241ZM254 241L243 240V241H240L239 243L238 242L237 243H238V246L242 245L246 250L252 251V250H254V248H256V244ZM263 247H264V245H263ZM89 252L92 254H95L92 251H89ZM22 253L27 255V253H24L23 251H22ZM33 253H34V251H31L30 254H33ZM30 254H28V255L30 256ZM98 256L99 255H97V257L93 256L95 263H96V260L98 259ZM60 264H68V259L65 257L63 262ZM101 264H102V262H101ZM110 264H114V263L111 262Z\"/></svg>", "mask_w": 264, "mask_h": 264}]
</instances>
